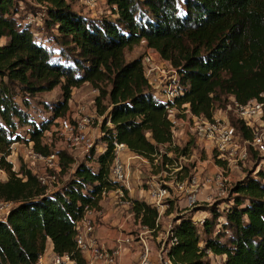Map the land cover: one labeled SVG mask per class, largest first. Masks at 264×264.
Masks as SVG:
<instances>
[{"label": "trees", "instance_id": "1", "mask_svg": "<svg viewBox=\"0 0 264 264\" xmlns=\"http://www.w3.org/2000/svg\"><path fill=\"white\" fill-rule=\"evenodd\" d=\"M105 1L110 15L93 20L73 11L68 0H36L45 5L44 27L56 32L48 44L16 17L13 0H0V171L7 175L0 181V202L13 203L0 220V264H34L48 242L57 255L86 264L75 224L85 207L100 208L104 191L121 189L133 219L151 234L158 231V210L129 199L127 189L112 181V144L165 166L189 157L194 143L174 144L166 104L145 77L142 58H126L142 41L177 73L183 87L171 104L177 110L188 105L192 115L210 119L231 99L264 104V0ZM84 84L98 92L94 109L102 117L105 151L91 150L68 182L48 191L24 164L16 172L7 158L14 144L25 141L17 133L21 127H29L27 142L35 152L53 154L43 135L65 117L73 89ZM57 87L62 101L45 103L53 117L41 124L29 119L23 109L28 100ZM230 125L240 141L253 139L238 119ZM54 154L67 173L75 159L65 151ZM230 193L223 213L194 208L173 221L166 240L171 264H211L210 255L223 257L221 264H264V170L233 183ZM197 212L208 214L201 231L192 220Z\"/></svg>", "mask_w": 264, "mask_h": 264}, {"label": "rangeland", "instance_id": "2", "mask_svg": "<svg viewBox=\"0 0 264 264\" xmlns=\"http://www.w3.org/2000/svg\"><path fill=\"white\" fill-rule=\"evenodd\" d=\"M13 3L14 8L17 11L16 17L24 23H27L26 21H31L30 26L36 36L35 38L40 39L44 43H52L50 38L53 35H56V32L53 29L44 27V22L47 18L45 5L38 4L36 0H13ZM68 3L71 5L73 11L80 13L81 15L88 17L89 19L98 20L102 17L110 15L105 0L100 1L99 6L94 9L95 11L89 9V7L85 4V0H68ZM1 43H3V41H1ZM53 49L54 53L57 54L56 47H53ZM158 56L159 55L156 52L148 49L143 41L141 42V44L126 53L127 59H137L139 57L142 58V62H144L143 65L146 68V70H144V73L151 83L152 90L160 100H164L166 99L168 94L176 91V89H174V87H176V73L174 69H172L168 64V62L165 61L169 66L161 65L158 60ZM78 89L79 90H76L74 93L72 92L71 98L68 103V110L65 114V117H62V119L66 117L74 118L75 113H80V109L86 116L92 117L93 122L91 124V129L94 145L91 150H94L95 154L98 155L103 153L106 147V145L101 141L102 133L100 127L102 121L94 118L96 114L94 109V99L97 96L98 92L96 90H93L90 86H87L85 88L82 86ZM59 101H62V94L60 87H57L52 92L38 94L30 98L28 100L29 106L23 109L27 113L29 119L35 121V123L37 124H41L42 122H45L47 120L49 121L53 117V114L49 111V108L47 106L55 105ZM16 102L21 104L20 97L16 98ZM45 103L49 105L46 106ZM230 103L231 100L228 101L226 107L221 110H223V113L231 123V120L235 122V120L237 119L233 111L228 108V105ZM219 109H216L214 113H216ZM83 113L81 115H84ZM217 113L220 114V112ZM183 115L184 114L181 110H169L170 119L178 121V124H176L177 133L182 132V124L180 121H184V119H186L185 116L183 117ZM28 129L29 127H21L17 130V133L21 137L25 138V141L14 144L12 146L11 155L7 158V160L13 165V170L16 172L19 170V167L22 164L25 165L26 161L30 159L29 147L31 144L27 142ZM254 129L258 132L259 136L264 137V126H262L261 123H256ZM42 142L43 144H47L48 146H50L51 150L54 153L65 151L75 159L74 165L71 166L67 173L62 174L61 172H51L52 174H55L57 180L55 184L49 185L47 189H51L50 191H53V189L60 188L62 185L68 182V180L71 179L75 167L78 164L85 162L89 153H85L81 150L65 149L66 147L64 146L63 142H61L58 137L54 133H52V130L50 133V129L43 135ZM173 142L176 145L183 146L187 141L182 140L181 136H178L174 138ZM161 151H163V149ZM193 152L194 153H191L192 155L187 159V161L174 160L173 165L167 166H161L160 163H157V161H154L155 165H151L146 160L143 161L141 159H132L130 157L124 158V154L123 158L126 170L125 172L127 175L125 185L126 187L127 185L128 187H130V194L135 198H139V193L142 192V196L140 197L141 201H150L147 196H144V193H146V191H154L158 188H167L169 191V197L163 198L160 204L162 206H168L167 210L171 211L172 215L166 216L165 212H158L159 217L157 222L159 225V229L156 234H151L150 232L142 234V232L146 229L142 230L141 228H139V223L133 219V215L130 214L128 209H124V213H120V222L123 223L121 227H123L122 229H124L121 230L123 233V237H132L134 242L140 241L141 237H146V242H148L146 244H148V246L152 249L153 253H159L161 256L165 257V250H167V236L170 229L174 225V222L180 215H188L189 212H191L188 208L185 207V198L173 188L176 187L178 182H181L184 179H188L193 175H197L202 181L204 177L211 176L215 173V169L213 167L214 163L211 158H207L206 155L198 153V151ZM175 164L177 166H182L183 170L181 172H175ZM25 166H29L33 171L44 170V167L42 165L30 166V163H28ZM263 167L264 140L257 144L255 150L249 149L248 159L244 164L240 163L237 169H235L234 167L231 168L229 183L226 186L225 193L220 196H211L209 201L205 200L204 194L200 195V201L198 202V206L196 208L205 210L209 207H216L219 211H221V213H223L224 210H226L231 205L232 199L234 197V195H231L230 193L231 185L237 181L242 180L250 173L255 174L259 169H262ZM6 178L7 175L3 171H0V181H5ZM201 181H199L200 185ZM118 184L121 186L123 185L120 183ZM110 200L111 199H109V197H106V204H108ZM117 202H119V200H117ZM118 204L120 205V203ZM98 209L100 210V208ZM199 230L201 231V229ZM202 245L203 244L200 243V246ZM137 252H139V250ZM212 264L221 263L219 260H216L212 262Z\"/></svg>", "mask_w": 264, "mask_h": 264}, {"label": "built area", "instance_id": "3", "mask_svg": "<svg viewBox=\"0 0 264 264\" xmlns=\"http://www.w3.org/2000/svg\"><path fill=\"white\" fill-rule=\"evenodd\" d=\"M100 1L102 0H85V4L90 10H94L99 6ZM26 22L28 25L31 24V21ZM158 60L161 65L169 66L160 58V56H158ZM143 69L146 70L144 65ZM175 80L176 87H174V89H176V91L171 92L166 99L161 100L166 104L168 116L169 110L176 109L175 107H172L171 104L182 94L183 90V87L179 83L177 73ZM149 84L151 86L150 82ZM263 106L264 104L257 100L250 101L245 105H239L233 99H231V103L228 105V108L233 111L235 117L242 122L246 128L251 130L253 134L252 140L240 141L239 137L235 135L234 129L231 127L230 122L223 111H217L220 112V114L217 112L213 113L210 119H206L192 115L187 109L188 105H185L182 113L184 114L183 117L185 116L186 119L180 121L182 124V132L180 133H177L176 131V124H178V121L171 120L173 123L171 130L173 140L174 138L181 136L184 141H193V151H198V153L206 155L207 158H211L216 169L213 175L204 177L202 181L197 175H193L188 179L178 182L176 187L173 188L185 198V206L190 211L198 206V202L200 201V189H215V194H217V196L224 194L226 186L229 183L231 168L234 167L237 169L240 163L244 164L248 159L249 149L255 150L257 144L264 140V137L259 136L258 132L254 129L255 124L258 122L264 126L261 121ZM82 113L83 111L80 109V113H75L74 118L66 117L64 119H56L50 128V133L52 130V133L63 142L66 147L65 149L81 150L85 153H89L94 145L91 129L93 118L86 116L84 113V115H81ZM94 118L99 121L102 120V117H98L96 114ZM107 125H109V123H107ZM29 148L30 159L26 161L25 165L28 163H30V166L42 165L44 170L33 171L29 166H27V168L31 170L39 183L46 188L51 184H55L57 178L55 174H52L51 172L59 173L61 171L58 155L54 153L48 156L39 154L34 151L32 144ZM112 148L114 162L111 169V179L124 186L127 180V175L125 172L123 156L128 153V150L124 144L116 141L113 142ZM191 155L189 157H180L178 158V161H187ZM174 168L175 172H181L183 170L182 166L176 165ZM262 169L264 170V167ZM199 181H201V185ZM50 190L51 189H48V191ZM112 192L116 194L117 200H119L120 204L126 199L121 189L107 192L104 191L102 197L104 198L107 194ZM168 197L169 191L167 188H158L152 193V205H150L158 210V207L162 206L160 204L161 200ZM12 207L13 203L11 202H0V220L7 216ZM101 214L102 213L99 209L85 207L83 217L75 224V243L79 251L82 253L86 264H117L119 257L135 242L132 237L124 236L118 239L112 247H106L101 244L96 235L97 221ZM192 220L198 229H202L204 219L196 218L193 215ZM140 242L141 249L138 264H171L167 258V250H165V257L161 256L159 253L153 255L148 244L141 241V239ZM175 243L176 240L173 239L170 245ZM210 257L217 259V257L212 255H210ZM34 264H75V262L71 260L69 255L65 254L59 256L54 253L53 248L46 247L44 252L38 256Z\"/></svg>", "mask_w": 264, "mask_h": 264}, {"label": "crops", "instance_id": "4", "mask_svg": "<svg viewBox=\"0 0 264 264\" xmlns=\"http://www.w3.org/2000/svg\"><path fill=\"white\" fill-rule=\"evenodd\" d=\"M87 86H89V85L88 84L83 85L84 88ZM76 90H79V89H73V93ZM125 157H130L132 159H141L144 161V159L138 158L129 152L125 155ZM213 167L215 169L214 165H213ZM125 184H124V186L128 192L127 196L131 199H137V200L141 201L140 197L142 196V192L139 193V198H135L130 194V191H131L130 187H128V185L126 187ZM154 191L151 190V191H146V193H144V196H147L148 199H150V201L149 200L145 201L146 203L151 204L152 193ZM202 194L205 195L206 201H209L211 196L217 195V194H215V189H213V190L200 189L199 197ZM106 197H109V199H111L109 203L107 202L108 204H106ZM106 197H104L99 204L100 205V211L102 214L98 218V223H97V227H96V229H97L96 235H97L98 241L101 244L105 245L106 247H112L115 245V243L118 239L123 237V233L121 230H124V229H122L123 227H121L123 225V223L120 222V219H121L120 213H124V209H128L130 214H132V211H131L130 203L126 199L124 200V202L122 204H120V205L118 204L119 202H117V197H116V194L114 192L107 194ZM167 208H168V206H160V207H158V212H160V213L165 212L166 216L172 215V212L168 211ZM207 216H208V214L206 212H197L194 214V217L200 218V219H205ZM138 227L141 228L142 230H145L140 225H138ZM146 233H148V231H146V230L142 232V234H146ZM140 239H141V241L148 243V242H146V237L145 238L141 237ZM140 245H141L140 241L135 242L129 249H127L119 257L117 264H137L138 259H139V255H140V249H141ZM47 247L52 248L51 242H48ZM136 249H137V251L139 250V252H137ZM151 251H152V249H151ZM152 253H153V251H152ZM153 255H155V254L153 253ZM210 258L212 259V262L219 260L220 263H222L224 261L223 257H217V259H215V260L213 259V257H210ZM154 264H156V263H154Z\"/></svg>", "mask_w": 264, "mask_h": 264}]
</instances>
